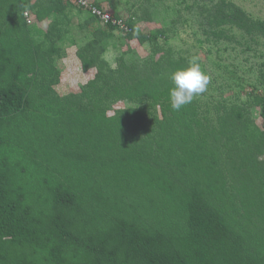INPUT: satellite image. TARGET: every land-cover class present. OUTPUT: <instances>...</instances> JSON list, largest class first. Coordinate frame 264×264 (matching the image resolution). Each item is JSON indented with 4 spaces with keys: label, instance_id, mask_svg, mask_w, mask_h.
Returning <instances> with one entry per match:
<instances>
[{
    "label": "trees",
    "instance_id": "16d2710c",
    "mask_svg": "<svg viewBox=\"0 0 264 264\" xmlns=\"http://www.w3.org/2000/svg\"><path fill=\"white\" fill-rule=\"evenodd\" d=\"M69 3L0 0V264H264V97L260 125L234 104L174 111L184 60L111 68L104 41L117 28L80 7L103 25L76 54L95 73L61 96L54 42ZM25 13L54 15L49 46ZM124 21L126 39L156 38ZM206 21L217 39L224 27L264 39V19L226 0ZM120 101L137 106L108 115Z\"/></svg>",
    "mask_w": 264,
    "mask_h": 264
},
{
    "label": "rangeland",
    "instance_id": "374dc122",
    "mask_svg": "<svg viewBox=\"0 0 264 264\" xmlns=\"http://www.w3.org/2000/svg\"><path fill=\"white\" fill-rule=\"evenodd\" d=\"M218 1L90 0L112 15L118 14L123 20L133 21L139 33L156 37L139 44L136 39L128 40L115 30L104 41L106 49L102 58L111 68H116L120 58L128 64L144 67V63L159 57L182 59L186 64L192 57H199L209 84L207 90L194 99L211 110L220 104L242 106L260 125V107L254 105V98L264 97V39L251 38L234 27L223 28L227 38L217 39L210 35L206 17ZM226 1L237 5L254 19H264V0ZM66 16L68 23L59 26L62 39L54 42L59 51L55 67L60 74V83L55 89L61 96L78 92L91 77L83 72L76 54L78 48L92 39L93 32L103 27L99 21L83 24L89 18L88 13L70 3ZM53 19L54 15L44 23H37L31 14L28 25L35 43L44 42V47L50 45L45 32ZM136 106L120 101L108 115L114 114L116 109ZM260 159H264V154Z\"/></svg>",
    "mask_w": 264,
    "mask_h": 264
},
{
    "label": "clouds",
    "instance_id": "9594fccd",
    "mask_svg": "<svg viewBox=\"0 0 264 264\" xmlns=\"http://www.w3.org/2000/svg\"><path fill=\"white\" fill-rule=\"evenodd\" d=\"M170 79L173 86L169 90V97L174 111L190 104L194 97L207 90L209 84V77L202 69L199 57H192L187 66L172 72Z\"/></svg>",
    "mask_w": 264,
    "mask_h": 264
},
{
    "label": "built area",
    "instance_id": "2783aa9c",
    "mask_svg": "<svg viewBox=\"0 0 264 264\" xmlns=\"http://www.w3.org/2000/svg\"><path fill=\"white\" fill-rule=\"evenodd\" d=\"M73 3L86 10L92 16L97 17L103 25H111L117 28V30L127 33L130 31V28L126 24V22L122 19H116L113 17L111 13H109L106 9H102L94 5L90 0H72ZM24 17L27 22H30L31 16L28 13H25Z\"/></svg>",
    "mask_w": 264,
    "mask_h": 264
},
{
    "label": "crops",
    "instance_id": "0c3cea01",
    "mask_svg": "<svg viewBox=\"0 0 264 264\" xmlns=\"http://www.w3.org/2000/svg\"><path fill=\"white\" fill-rule=\"evenodd\" d=\"M83 24H85V22H84ZM84 73H85V72H84ZM94 73H95L94 70H89V71L86 72L85 74H87V75H89V76L91 75V77L89 78V79H91V78L94 76ZM89 79H88V80H89Z\"/></svg>",
    "mask_w": 264,
    "mask_h": 264
}]
</instances>
